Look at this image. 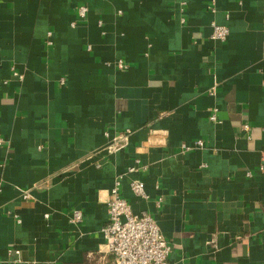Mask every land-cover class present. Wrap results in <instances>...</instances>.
I'll return each mask as SVG.
<instances>
[{
	"label": "crops",
	"instance_id": "1",
	"mask_svg": "<svg viewBox=\"0 0 264 264\" xmlns=\"http://www.w3.org/2000/svg\"><path fill=\"white\" fill-rule=\"evenodd\" d=\"M0 138L2 264H113L119 176L168 264H264V0H0Z\"/></svg>",
	"mask_w": 264,
	"mask_h": 264
},
{
	"label": "built area",
	"instance_id": "2",
	"mask_svg": "<svg viewBox=\"0 0 264 264\" xmlns=\"http://www.w3.org/2000/svg\"><path fill=\"white\" fill-rule=\"evenodd\" d=\"M86 12V6L82 5L78 8V14L81 18L85 17ZM211 29V39L224 40L228 36L226 27L212 23ZM119 67H123L122 63L119 64ZM210 118L213 119V115ZM243 128L247 130L248 126L244 125ZM106 137L108 141L102 150L107 153L124 150L130 143V132L126 130L115 132L112 135L106 133ZM2 143L3 139L0 138V146ZM195 144L198 147L203 146L200 140L196 141ZM132 170L130 169V171ZM120 180L121 176L115 178L110 189L107 203V221L101 229L106 251L112 256V263L168 264L172 244L162 234L153 216L145 211L140 213L132 211L130 203L121 195ZM130 190L135 197L147 198L144 183L141 181L132 182ZM22 197L28 198L30 194L24 192ZM81 218V211H72L71 221L73 223H79ZM10 254L18 256L19 251L13 249ZM10 264H19V259L12 260Z\"/></svg>",
	"mask_w": 264,
	"mask_h": 264
}]
</instances>
